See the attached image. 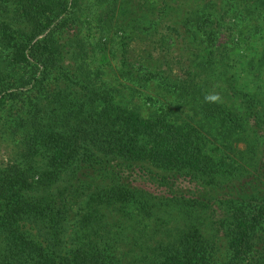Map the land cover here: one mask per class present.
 Segmentation results:
<instances>
[{
	"label": "trees",
	"instance_id": "trees-1",
	"mask_svg": "<svg viewBox=\"0 0 264 264\" xmlns=\"http://www.w3.org/2000/svg\"><path fill=\"white\" fill-rule=\"evenodd\" d=\"M181 1L0 0V115L26 96L13 162L0 168V264H264V99L216 65L232 47L209 49L224 29L240 37L246 19H264V0H195L182 15ZM179 20L204 44L186 76L172 78L169 60L155 68L149 55L134 71L127 40L145 28L148 46H164L161 28L177 32ZM112 60L116 77L135 81L131 92L158 78L174 104L145 116L107 77ZM221 77L240 106L213 90Z\"/></svg>",
	"mask_w": 264,
	"mask_h": 264
},
{
	"label": "rangeland",
	"instance_id": "rangeland-1",
	"mask_svg": "<svg viewBox=\"0 0 264 264\" xmlns=\"http://www.w3.org/2000/svg\"><path fill=\"white\" fill-rule=\"evenodd\" d=\"M177 1L178 0H172V4H176ZM194 3L195 0H182L179 4V9L177 12L181 13L182 15L185 7L190 8ZM145 23L151 24L152 22L147 19ZM170 24L173 26V28L177 29V32H167L168 29L161 28L162 31L165 32L166 42L164 43V46H160L158 44L153 45L152 47L154 48L148 46L147 43H151L152 38L151 34L148 33L149 31H147L145 28H142L136 37L127 40L130 41L127 57L129 62L132 63V68L134 71L138 70L139 66L136 59L142 63L143 61L145 62V58L149 55V60L152 62L151 66H154L155 68L159 63V59L161 61V59L165 60L167 58L170 62L169 65L172 66V69L174 70V74L171 75L172 78L186 76V74L183 73L186 69L185 65L190 62L191 58H193L194 52H198L199 50L201 51V49L204 47V44L200 43V41H193L191 36L182 29L180 20L171 22ZM145 26L149 27L148 24ZM224 30L216 38L217 42H214V44L210 45L209 49L210 51H213L214 55H221L226 52L224 50L225 46L232 47V53L228 54L227 57L229 58L225 57L223 59L222 66H220L219 63L216 65L219 66L221 71H228L235 75L237 88L239 87L244 91L254 93L260 99H264V19L261 17H253L251 20L246 19L241 27L243 36L240 37H237L233 31L228 32L226 29ZM156 36L159 37V35H153L152 37L155 39ZM167 37L170 38L167 39ZM206 44L207 43L205 42V45ZM88 57H90L89 62L91 63L92 69H95V67L99 68L98 55L94 54V51L92 52L89 50ZM119 57L120 56L117 57V60ZM261 62L263 64H261ZM115 65L116 60H112V67L109 68L107 77L113 82L112 85H115L121 90L124 98H131V100L139 106L140 111L145 116L161 105H167L169 102L174 104L173 100L175 98L173 93L167 92V88L170 87L163 88L161 85V79L158 78L151 79V81L146 84L145 87H141V93L143 94L138 95L136 92H131L129 88L134 86L135 81H132L129 76L116 77V69H113ZM158 69H167V66L162 64ZM55 79L56 75H50L49 80L51 83L55 82L56 80L63 81L61 78ZM222 79L223 78L221 77L218 81L219 89L217 90L215 87H213V90L217 95L222 94L226 103L229 102L240 106L241 103L239 97L230 95L224 90L225 84L222 83ZM74 86L78 88V85ZM146 96L151 97L152 100H147ZM20 97L21 98L19 99L6 102L5 107L0 115V168H4L13 162L14 156L12 155V152L16 143L15 137L13 135V127L15 119L19 116L15 114H22L26 104V96L21 95ZM179 110L182 111V115H185L187 112H189V110L184 105H181ZM253 125L255 126L254 121H251L250 127L255 129ZM238 148L243 149L245 148V145L243 143H239ZM132 177L136 178L133 180L134 184L144 187L152 193L163 194V192L166 190L163 187L157 186L154 182L146 177H137L135 175H132ZM240 178L241 177L232 178L231 181L229 180L226 184H228L229 188L237 186L239 182L241 183L244 180L242 178L239 181ZM252 179H249L248 181L252 183ZM177 187H179V189L182 191L187 189L193 191L195 188L200 189V187L196 184L194 185L193 183H189L187 181H180ZM205 188L212 191L210 196L222 194L223 192V189L212 190L208 186ZM206 189L205 191L209 195ZM214 207L217 209V205H214ZM25 227L28 228L30 232H34L33 234H36L35 229L30 227L28 224H25ZM220 234L221 233L219 232L218 235ZM69 236L70 234L66 233V237L61 245H68L66 240L69 238Z\"/></svg>",
	"mask_w": 264,
	"mask_h": 264
},
{
	"label": "clouds",
	"instance_id": "clouds-1",
	"mask_svg": "<svg viewBox=\"0 0 264 264\" xmlns=\"http://www.w3.org/2000/svg\"><path fill=\"white\" fill-rule=\"evenodd\" d=\"M206 99H209V100L215 102V101H217V100L219 99V97L216 96V95H212V96H210V97H206Z\"/></svg>",
	"mask_w": 264,
	"mask_h": 264
}]
</instances>
